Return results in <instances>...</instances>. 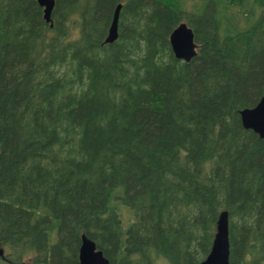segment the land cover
I'll list each match as a JSON object with an SVG mask.
<instances>
[{
    "label": "trees",
    "instance_id": "trees-1",
    "mask_svg": "<svg viewBox=\"0 0 264 264\" xmlns=\"http://www.w3.org/2000/svg\"><path fill=\"white\" fill-rule=\"evenodd\" d=\"M53 1L47 23L0 0V246L78 264L84 235L109 264H200L226 211L229 264H264V139L240 120L264 96V0L226 31L212 0Z\"/></svg>",
    "mask_w": 264,
    "mask_h": 264
},
{
    "label": "water",
    "instance_id": "water-1",
    "mask_svg": "<svg viewBox=\"0 0 264 264\" xmlns=\"http://www.w3.org/2000/svg\"><path fill=\"white\" fill-rule=\"evenodd\" d=\"M38 5L43 8V18L49 23L51 11L54 6L53 0H37ZM121 5L115 8L111 23L108 28L105 43L111 44L117 39L118 17ZM169 43L173 55L178 60L190 61L195 55L196 44L193 41V33L185 24L179 25L169 36ZM240 120L245 129L256 133L264 139V96L252 109L240 112ZM3 250L0 247V257ZM229 238H228V213L223 211L219 214L216 223V233L209 254L200 264H229ZM78 264H109L102 251L96 248L95 243L81 236L78 250Z\"/></svg>",
    "mask_w": 264,
    "mask_h": 264
},
{
    "label": "rangeland",
    "instance_id": "rangeland-1",
    "mask_svg": "<svg viewBox=\"0 0 264 264\" xmlns=\"http://www.w3.org/2000/svg\"><path fill=\"white\" fill-rule=\"evenodd\" d=\"M218 0H212V3H210L211 6L207 7V10L211 13H213L214 11H217L221 8L222 10L224 9V23L221 24L222 26V31H226L227 28H230V26L234 23L236 25H238L239 27H246L249 24L247 22H243L241 21L242 18H246V19H250V23L253 24L252 22H256V20L260 17V15L263 13V10L261 8H259L260 5V1L257 2V0H247V5H246V9L245 8H240L239 5H234L231 6L233 3H236L235 0H224L222 2L223 5L217 4ZM186 2V7L188 6H192V5H200L201 1L200 0H185ZM244 0H241V4L243 5ZM195 7V6H193ZM220 7V8H219ZM233 9H232V8ZM188 8V7H187ZM250 14V16H245L244 14ZM264 13L261 15L263 16ZM223 16V13L221 12V15ZM245 16V17H243ZM253 16V17H252ZM245 20V19H244ZM239 21V22H238ZM6 258L11 260L12 264H37L35 263L36 257L33 254H29L27 256H24L23 258H19L18 260H13L12 256L10 254L5 253ZM1 264V263H0ZM153 264H166L164 263L163 260L160 259H156Z\"/></svg>",
    "mask_w": 264,
    "mask_h": 264
},
{
    "label": "flooded vegetation",
    "instance_id": "flooded-vegetation-1",
    "mask_svg": "<svg viewBox=\"0 0 264 264\" xmlns=\"http://www.w3.org/2000/svg\"><path fill=\"white\" fill-rule=\"evenodd\" d=\"M6 252H5V249H4V254H5ZM6 256V255H5ZM5 256H3V257H1V259H0V263H4V264H12V262H11V260H9V259H6L5 260Z\"/></svg>",
    "mask_w": 264,
    "mask_h": 264
}]
</instances>
